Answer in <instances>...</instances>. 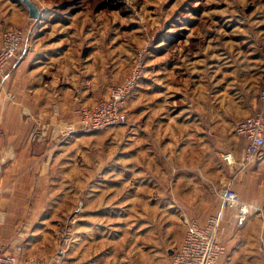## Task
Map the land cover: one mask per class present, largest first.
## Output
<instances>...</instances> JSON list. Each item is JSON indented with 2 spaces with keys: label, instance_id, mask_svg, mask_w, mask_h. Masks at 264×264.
Listing matches in <instances>:
<instances>
[{
  "label": "crops",
  "instance_id": "crops-1",
  "mask_svg": "<svg viewBox=\"0 0 264 264\" xmlns=\"http://www.w3.org/2000/svg\"><path fill=\"white\" fill-rule=\"evenodd\" d=\"M212 1L209 7L188 9L182 51L155 55L153 68L145 69L142 86L138 84L143 89L151 78L157 95L163 96L161 91L176 88L183 80L191 102L187 106L194 108L180 111L193 110L205 121L172 123L176 130L169 140L179 151L154 155L153 168L138 163L109 172V207L116 204L122 210L121 218L109 219V242L114 240V223L120 222L122 238L130 236L140 246H148L153 264L179 248L186 232L185 217L203 226L212 215L220 216L218 238L224 246L218 264H264L259 236L264 228V146L258 157L242 167L246 140L225 126L229 122L223 119L226 115L219 102L226 97L258 96L264 75V8H255L253 20L252 13L229 14L225 0ZM40 12V19H31L23 4L0 0V44L6 29L29 32L5 68L6 79L0 80V249L20 245L18 264L36 257L52 264L58 242L64 239L62 226L71 222L66 217L81 208L85 192L81 136L75 132L62 137V131L76 124L75 107L106 97L128 67L127 58L116 60L119 55L100 28L97 11L89 18L83 12ZM166 39L160 37L157 46H166ZM180 42L170 48L176 45L178 50ZM156 48L157 54L164 49ZM253 105L251 114L258 107L255 100ZM210 127L222 130L215 131L221 141L217 152L210 143ZM224 153L233 156V165L225 163ZM210 181L231 186L242 201L259 209L240 219L235 209L210 193ZM91 190L86 198L98 193L96 188ZM67 227L68 248L72 237Z\"/></svg>",
  "mask_w": 264,
  "mask_h": 264
},
{
  "label": "rangeland",
  "instance_id": "rangeland-1",
  "mask_svg": "<svg viewBox=\"0 0 264 264\" xmlns=\"http://www.w3.org/2000/svg\"><path fill=\"white\" fill-rule=\"evenodd\" d=\"M32 1L40 10L50 9L53 11H61L62 13L78 12L79 14L83 12L88 18L93 10L98 12V16H96L97 22L101 30L106 32L109 37V42H113V52L119 55L118 59L116 56V60H121L122 58L128 59L126 71L122 75L120 81L114 83V85L121 82L123 77L130 72L134 65V58H136L139 52H143L145 69H150L151 71L154 66L152 58L155 55H160L168 51H182L181 47L185 40V16L186 13L189 12L188 9L193 8L194 10H198L199 7H209L210 3L213 2L212 0H207V3H203L201 0L199 2L194 0L193 4H191L190 0H141L138 5L140 21L128 14L122 6V8L119 9L111 10L105 8L99 11L101 5L104 2H108V0ZM201 4L203 6H201ZM224 4L229 14H236L242 17L252 13L251 19L253 20L257 19L254 12L255 8H264V0H225ZM96 13L93 15L95 16ZM181 24L182 26L179 27ZM177 25V28H180V30L177 29L176 31L175 27ZM107 26L108 29H106ZM165 28H168V30H165ZM174 30L176 31L175 33H173ZM179 31H181L179 37L176 38L175 34ZM170 35L172 38H169ZM160 37L164 40L167 38V45L164 46L160 43L159 46H157L156 44L155 47L160 48V46H163L164 49L161 53H149L151 43L155 39L159 40ZM179 41L182 43L180 42L181 44L177 45V48L180 47L178 50L175 48L176 45L170 48L171 45L177 42L179 43ZM169 58L170 56L168 55V61L170 60ZM116 60L114 59L115 62ZM148 60L150 62L149 68L146 67ZM152 80L151 78L150 81L149 79L146 80L143 89L138 86L126 98L123 104L127 116L126 124L111 126L94 132H79L81 136L80 152L83 156L81 162L83 169V191L86 193V191H93L91 188H96L98 196L91 203V207L85 208L81 206L80 209L75 210L73 216L67 215V223H69V220L71 222L66 226H62L63 228L61 231L64 239L61 241L58 240V248L62 246V249H66V254L62 255V258H59L58 263L59 261L61 263V260H63V264H153L151 257L147 256L148 246H145V248L140 246L139 243L131 239L130 236H126L124 239L122 238L120 222L114 223V240L109 242V229H111V225L109 226V219L112 221L114 218L115 220L121 218L122 210H120V216L117 217L115 215L113 218L111 216H109L110 218H103L102 216L92 218L94 216L91 217L90 215V213L93 212L91 208L100 210L109 205V172L112 170L118 171L123 168L136 167L138 163L141 164L142 167L153 168L154 162L152 158H154V155H166L171 151H179V149H177L178 146L172 145L173 143L171 144L169 140L170 132L176 130L171 128L172 123L205 121L200 115L196 117L193 110L186 112L180 111V109L183 108H194V106H187L191 102H187V96L184 92L185 82L183 80L178 82L176 88L170 87L161 91L160 94L165 92L163 96L157 95L159 91L155 90L156 87L153 86ZM142 81L141 79L140 84ZM169 85H171L170 81L169 84L166 83V87H169ZM168 90L171 92H167ZM258 96L255 97L256 99L250 97L220 98L219 102L222 104L221 107L224 108V114L226 115L223 119L229 122V124H225V126L233 128L234 131L235 122L251 115L253 112L254 100L258 105ZM192 103H194V105L196 104L195 98H193ZM210 107H212V105ZM215 131L219 132L222 130H215L211 127L208 129L211 135L210 143L216 148L215 150L217 152L218 144L221 141ZM194 148L195 147L192 146L193 150ZM143 156H146V164L142 160L144 158ZM161 162L167 163L166 161ZM133 163H135V166H133ZM211 166L212 162L210 161V167ZM228 166H231V164H228ZM213 168L215 167L213 166ZM210 183L217 185L220 182L214 183L210 181L209 184ZM211 192L212 191H210V193ZM213 195L216 196L215 193ZM212 209H216V204L214 207H211V212H213ZM65 227L70 231V238L72 237L69 241L68 248L65 240L68 236V231ZM260 233V245H262L264 249V228L260 230ZM143 243L149 244L147 242H141V245H143ZM111 245H113L112 248H110ZM67 249H69V251H67ZM222 255L219 257L217 264L222 258ZM36 258L38 261L42 262L41 258ZM262 258L264 260V255ZM160 264H172L171 257L165 254L160 260Z\"/></svg>",
  "mask_w": 264,
  "mask_h": 264
},
{
  "label": "built area",
  "instance_id": "built-area-1",
  "mask_svg": "<svg viewBox=\"0 0 264 264\" xmlns=\"http://www.w3.org/2000/svg\"><path fill=\"white\" fill-rule=\"evenodd\" d=\"M141 0H116V4L125 8L126 12L140 20L138 5ZM141 21V20H140ZM29 32L14 27L2 33L0 44V80L6 79L5 68L11 59L16 58L23 40ZM145 69L143 52L134 58V65L121 82L111 87L109 94L90 105H80L73 109L76 124H69L62 131V137L75 132H94L111 126H121L127 123V116L123 106L126 98L138 87ZM258 107L255 113L248 115L234 124V133L246 140L242 155L241 166L252 161L262 151L264 146V75L258 96ZM227 164H234L230 153L222 155ZM213 193L218 195L225 207L235 209L240 219H245L251 209L258 207L242 201L231 186L223 182L210 183ZM186 232L179 248L171 254L172 264H217L224 253V246L218 240L220 216L208 217L206 223L200 226L196 220L184 218ZM66 242L68 238L66 237ZM58 248L52 264H58L59 258L66 249ZM21 246L15 245L11 250L0 249V264H18V254ZM27 264H45L36 258H28Z\"/></svg>",
  "mask_w": 264,
  "mask_h": 264
},
{
  "label": "trees",
  "instance_id": "trees-1",
  "mask_svg": "<svg viewBox=\"0 0 264 264\" xmlns=\"http://www.w3.org/2000/svg\"><path fill=\"white\" fill-rule=\"evenodd\" d=\"M14 1H16V2H18L17 0H14ZM20 3V2H19ZM105 8H109V9H119V8H122L121 7V5H119V4H116V0H108V2H104L102 5H101V7H100V9H105ZM181 31H179V32H177L176 34H175V37L176 38H178L179 37V33H180ZM159 42V40L158 39H155L152 43H151V45H150V48H149V53H151V52H155V51H157V48L155 47L156 46V44ZM97 194H96V196L94 195V196H92V197H88V198H86V194H85V192H83V198H82V206H84L85 208L87 207V208H89V207H91V203L93 202V200H94V198L96 199L97 198ZM92 210H93V212H91L90 213V215H91V217L92 216H94V217H92V218H95V217H97V216H102L103 218L104 217H108L109 218V216H120V209L117 207V205L116 204H114V205H112L111 207H109V205L108 206H105L104 208H102V209H100V210H95V209H93V208H91Z\"/></svg>",
  "mask_w": 264,
  "mask_h": 264
},
{
  "label": "water",
  "instance_id": "water-1",
  "mask_svg": "<svg viewBox=\"0 0 264 264\" xmlns=\"http://www.w3.org/2000/svg\"><path fill=\"white\" fill-rule=\"evenodd\" d=\"M23 4L28 12V15L31 19L38 20L41 17L39 7L32 0H17Z\"/></svg>",
  "mask_w": 264,
  "mask_h": 264
}]
</instances>
